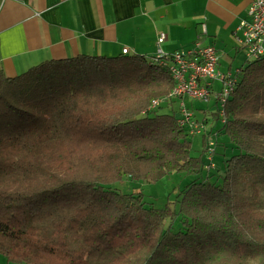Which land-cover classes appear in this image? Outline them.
I'll use <instances>...</instances> for the list:
<instances>
[{
  "label": "trees",
  "instance_id": "16d2710c",
  "mask_svg": "<svg viewBox=\"0 0 264 264\" xmlns=\"http://www.w3.org/2000/svg\"><path fill=\"white\" fill-rule=\"evenodd\" d=\"M163 59L78 55L0 71L8 264H264V55L239 68L215 133L232 148L223 175L192 154L176 112L149 110L175 86ZM174 172L193 177L178 211L114 187ZM176 217L178 228L166 226Z\"/></svg>",
  "mask_w": 264,
  "mask_h": 264
},
{
  "label": "crops",
  "instance_id": "0c3cea01",
  "mask_svg": "<svg viewBox=\"0 0 264 264\" xmlns=\"http://www.w3.org/2000/svg\"><path fill=\"white\" fill-rule=\"evenodd\" d=\"M252 0H0V71L17 76L52 59L78 55L158 57L194 49L200 40L240 68L236 29ZM166 34L163 43L158 39ZM230 51V50H229ZM230 52H228V57ZM221 65V59H220ZM221 69V67H220Z\"/></svg>",
  "mask_w": 264,
  "mask_h": 264
},
{
  "label": "built area",
  "instance_id": "2783aa9c",
  "mask_svg": "<svg viewBox=\"0 0 264 264\" xmlns=\"http://www.w3.org/2000/svg\"><path fill=\"white\" fill-rule=\"evenodd\" d=\"M249 21H241L236 29L238 49L244 52L249 60H254L264 55V0H252L249 9ZM166 34L161 33L158 39L163 43ZM128 54V50H124ZM164 58L162 64L168 67L175 82L173 90L165 97L154 99L149 110H154L164 104L172 105L179 102L177 111L178 124L190 136L207 135L211 131L207 127V117L199 120L190 109L186 101L209 102L214 99L218 106L217 114L221 124L227 122L225 105L232 97L237 86L238 68L235 73L222 72L218 50L213 45H203L200 40L189 51L177 52L172 55L160 54ZM219 82L221 90L214 89V84ZM215 135V133H212ZM208 137V170L215 168L213 163L216 154V141Z\"/></svg>",
  "mask_w": 264,
  "mask_h": 264
},
{
  "label": "rangeland",
  "instance_id": "374dc122",
  "mask_svg": "<svg viewBox=\"0 0 264 264\" xmlns=\"http://www.w3.org/2000/svg\"><path fill=\"white\" fill-rule=\"evenodd\" d=\"M229 50H226V54L220 53L221 59V70L222 72H231L235 73L237 66H239V62L234 59L231 62V56H234V46H237L236 41L234 40L233 43H229ZM234 45V46H233ZM228 52H230V57H228ZM214 89L217 91L221 90V84L216 82L214 84ZM187 106L193 110L196 114V117L199 120H203V118L207 117L209 122L207 123V127L213 133H216L217 130L221 127V121L219 119V115L217 114L218 106L214 99H211L209 102H194L191 100L186 101ZM179 109V102H175L172 105L164 104L162 109L159 110V113L162 114H173ZM191 142V149L192 154L195 156H203V160L205 161V166H208L210 162L208 161L207 153H204L205 147L202 142V136H191L189 137ZM212 141H216V136L212 134L211 136ZM218 141L223 142L227 141V138L221 136L218 138ZM232 154V148L228 145L227 148L216 147V154L214 156L213 163L215 164V168L212 170V174L210 175H217L219 172L220 175H223L224 172V160L229 158ZM217 177L212 176L211 181H216ZM193 180V177L186 176L185 174L174 172L165 178H163L158 183L149 184L143 181H132L127 177H124L122 181L116 183L114 187L118 188L124 193H132V192H143L145 199L148 201L150 205H153L157 208H163L170 204L176 211L179 210L180 204V194L182 190ZM170 224L174 225V228L179 227V221L176 219L167 221L166 226ZM0 264H8L6 258L3 255H0Z\"/></svg>",
  "mask_w": 264,
  "mask_h": 264
}]
</instances>
